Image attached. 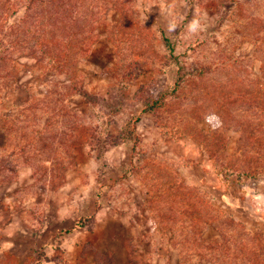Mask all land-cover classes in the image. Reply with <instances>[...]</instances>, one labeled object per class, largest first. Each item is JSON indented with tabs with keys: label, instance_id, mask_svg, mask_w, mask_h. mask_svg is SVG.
Masks as SVG:
<instances>
[{
	"label": "rangeland",
	"instance_id": "obj_1",
	"mask_svg": "<svg viewBox=\"0 0 264 264\" xmlns=\"http://www.w3.org/2000/svg\"><path fill=\"white\" fill-rule=\"evenodd\" d=\"M33 1L0 0V262L264 264V251L239 246H264V0H69L79 40L87 13L102 14L79 65L91 104L52 82L60 77L42 84ZM209 61L226 64L237 110L245 94L239 119L259 126L246 147L217 116L226 77L216 70L184 85ZM213 133L220 152L207 142ZM216 215L234 220L228 258H188L205 238L224 241L198 222Z\"/></svg>",
	"mask_w": 264,
	"mask_h": 264
},
{
	"label": "trees",
	"instance_id": "obj_2",
	"mask_svg": "<svg viewBox=\"0 0 264 264\" xmlns=\"http://www.w3.org/2000/svg\"><path fill=\"white\" fill-rule=\"evenodd\" d=\"M36 1L40 3V14L42 18L40 26L41 36H39L41 38H39L40 40L38 41V43H36L38 47L36 51L38 52L39 56H41L39 57L37 63L40 69L42 70V84H49L50 80L47 79L49 76H51V78H54L56 76L60 77L61 79H64L63 82L58 83L55 80H53L52 82L56 83L57 85H60L61 88L64 89V91L68 92L69 97L77 96L80 97L85 103H96L95 97L90 95L84 89H81L83 88L82 85L84 84L83 81L79 79L78 75L80 74L79 65L82 64L84 61L88 60L93 52V47L96 42V34L99 24L96 21V18L101 17L102 14L93 12H89V14L87 13L86 20L87 22L91 20V22L88 25L89 36L84 42L82 40H79L83 30L81 28L78 29L77 27L74 28L72 24L75 21V18L73 17V11L71 12L69 0H60V3L58 4L56 0H34L30 4H34ZM121 4L123 5V1H121ZM36 6L32 9V11L37 8ZM115 6V10L119 8L121 13L119 12V10L117 11L121 14V16H123L125 14L124 9L119 5H116V3ZM29 11L31 12V8L28 7V12ZM161 38L164 42V45L170 51H173V47L170 45L169 39L163 34V32H161ZM206 64L207 65L203 66L202 71L196 69L190 73L191 75H187L183 80L184 83H186L184 85L195 84L197 80L206 79L208 78L210 73H217L216 70H218L219 73L224 75L226 79L223 80L221 90L219 89L220 95L218 103L220 111H217V113L219 114L217 116L219 118L220 116H223V113L226 115V121H224V125L226 126V128H232L234 131L238 132L240 135V141L246 147V141L256 132V130L258 131L259 126L256 125V129L252 128L249 130L250 125H247L246 123H244L245 121L239 119L240 117H243L240 112L244 113L247 110L246 100L244 97L245 94L243 91L240 93V96H242L241 108L237 110L236 108H234V103L229 97L231 81L230 76H228V74L225 75V71L228 70L226 64H224V62L213 63V61H209ZM195 72L196 74H194ZM167 96L168 94L166 93H160L158 96H156V98H149L148 100L150 102L147 103L145 109L147 111H154L163 103ZM262 111L264 113V109ZM193 113L196 112L193 111ZM214 121L216 122V120ZM216 124L217 123H215L213 127L217 130V128H219L221 125L216 127ZM262 125L264 126V124ZM219 136L220 134L216 136V134L213 133L212 137H207V142L211 145L210 147H212L213 149L212 152L221 151L219 149L220 147L216 146V142H218V139L220 138ZM254 137H258L257 134ZM252 146H256V143L252 142ZM253 152L254 154L256 153V151ZM244 154H246V151L244 152ZM225 170L229 172V166L225 167ZM241 170L242 172H245L243 174L247 173L249 175L250 172H253L254 167L250 166V164L248 163L245 164V166ZM199 221H202V224H204L205 228L203 229V231H208L210 228L214 229L218 234V237L224 239V241H222V244H219V242L216 243V240L215 242H210L206 238L204 240L202 236H199L200 241L203 242L204 240V248L202 247V251L199 250L197 247L192 248V252L188 254V258L193 259L198 257L200 260H206L210 262L217 260V254L219 251L223 253L225 258H228L227 254L230 247V240H228V235L229 232L232 231V229L234 230V220L230 217L221 219L219 216L216 215L213 219H210L209 221L204 218L198 219V222ZM199 239L197 235H191L188 238L191 244L198 242ZM239 246L241 249L247 248L257 252L264 251V246L260 244V248L257 241L256 243H253L251 247H249L247 241L240 242ZM257 259L258 257L252 259L251 261L248 260L247 257H245L244 260L245 264H256Z\"/></svg>",
	"mask_w": 264,
	"mask_h": 264
},
{
	"label": "crops",
	"instance_id": "obj_3",
	"mask_svg": "<svg viewBox=\"0 0 264 264\" xmlns=\"http://www.w3.org/2000/svg\"><path fill=\"white\" fill-rule=\"evenodd\" d=\"M4 240H5L6 243H10L11 242V240L8 237H5V236H4ZM5 252H7L6 249H4V247H0V254H3ZM0 264H7V263L0 262Z\"/></svg>",
	"mask_w": 264,
	"mask_h": 264
}]
</instances>
